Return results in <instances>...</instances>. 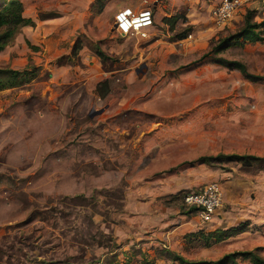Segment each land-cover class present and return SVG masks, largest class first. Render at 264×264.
<instances>
[{
    "label": "rangeland",
    "instance_id": "374dc122",
    "mask_svg": "<svg viewBox=\"0 0 264 264\" xmlns=\"http://www.w3.org/2000/svg\"><path fill=\"white\" fill-rule=\"evenodd\" d=\"M19 1L33 25L0 52V68L34 75L0 90V264H177L164 256L253 249L264 258V164L198 161L264 157V40L215 55L257 81L202 57L241 28L244 9L221 28L217 0ZM122 7L151 11L145 37L114 30ZM209 183L221 206L201 222L181 196ZM242 223L209 246L186 236Z\"/></svg>",
    "mask_w": 264,
    "mask_h": 264
},
{
    "label": "trees",
    "instance_id": "16d2710c",
    "mask_svg": "<svg viewBox=\"0 0 264 264\" xmlns=\"http://www.w3.org/2000/svg\"><path fill=\"white\" fill-rule=\"evenodd\" d=\"M103 0H95L93 5L102 6ZM23 7L19 0H0V52L9 44L14 35L23 26L33 25L32 20L26 18L22 14ZM253 10H246L242 16L243 23L241 28L224 37H221L214 42L205 52L202 57L210 58L214 63L228 69L237 70L244 78L250 81H257L261 79L260 76L249 74L243 63L237 60H226L219 56L215 57L219 52L234 46L241 45L245 42H261L264 40V18L256 23L252 21L251 14ZM176 17L166 18L170 27L176 21ZM189 33L185 30L177 34L176 39L186 38ZM99 55V52L96 51ZM34 75L31 71H18L9 68H0V90L11 88L19 85L23 80L30 79ZM4 76V78H3ZM28 76V77H27ZM198 161L206 165L220 166L222 163L234 162L241 164L245 167H250L257 164H264V157L250 155V154H221L215 156H203L198 158ZM186 192V191H185ZM196 214L197 208L188 207ZM244 224H238L226 229H215L206 233L195 232L186 236L199 239L204 246H209L213 243H218L232 235L239 233L243 230ZM169 261H176L177 264H237V261L242 259L248 261L250 264H264V258L260 256L255 249L253 250H239L232 251L221 255L216 259H185L180 255L173 254L164 256Z\"/></svg>",
    "mask_w": 264,
    "mask_h": 264
},
{
    "label": "built area",
    "instance_id": "2783aa9c",
    "mask_svg": "<svg viewBox=\"0 0 264 264\" xmlns=\"http://www.w3.org/2000/svg\"><path fill=\"white\" fill-rule=\"evenodd\" d=\"M260 11L264 15V0H217L210 16L213 23L221 28L228 25L239 10ZM153 24V15L149 9L122 7L113 15V28L120 35H138L145 37V30ZM187 207L197 208L196 215L201 222L209 221L221 206V195L215 183L203 185L197 189L186 191L181 196Z\"/></svg>",
    "mask_w": 264,
    "mask_h": 264
},
{
    "label": "water",
    "instance_id": "95a60500",
    "mask_svg": "<svg viewBox=\"0 0 264 264\" xmlns=\"http://www.w3.org/2000/svg\"><path fill=\"white\" fill-rule=\"evenodd\" d=\"M99 111H94V110H91L90 112H89V116H92L93 114H96V113H98Z\"/></svg>",
    "mask_w": 264,
    "mask_h": 264
},
{
    "label": "crops",
    "instance_id": "0c3cea01",
    "mask_svg": "<svg viewBox=\"0 0 264 264\" xmlns=\"http://www.w3.org/2000/svg\"><path fill=\"white\" fill-rule=\"evenodd\" d=\"M141 222H142V221H141ZM141 222H140V223H141ZM140 223H139V224H140ZM139 224H138L137 228H139V230H141L143 226H142V225L139 226ZM136 230H137V229H136ZM137 232H138V230L136 231V233H137Z\"/></svg>",
    "mask_w": 264,
    "mask_h": 264
}]
</instances>
